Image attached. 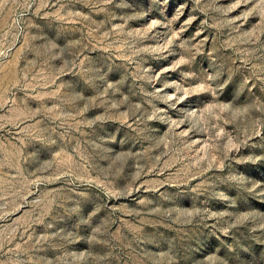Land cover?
<instances>
[{"label": "rangeland", "instance_id": "obj_1", "mask_svg": "<svg viewBox=\"0 0 264 264\" xmlns=\"http://www.w3.org/2000/svg\"><path fill=\"white\" fill-rule=\"evenodd\" d=\"M0 264H264V0H0Z\"/></svg>", "mask_w": 264, "mask_h": 264}]
</instances>
